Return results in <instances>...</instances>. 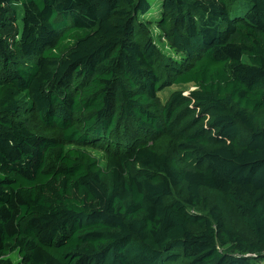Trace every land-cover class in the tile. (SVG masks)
<instances>
[{
  "label": "trees",
  "instance_id": "trees-1",
  "mask_svg": "<svg viewBox=\"0 0 264 264\" xmlns=\"http://www.w3.org/2000/svg\"><path fill=\"white\" fill-rule=\"evenodd\" d=\"M151 8L0 0V264H264V0Z\"/></svg>",
  "mask_w": 264,
  "mask_h": 264
},
{
  "label": "rangeland",
  "instance_id": "rangeland-1",
  "mask_svg": "<svg viewBox=\"0 0 264 264\" xmlns=\"http://www.w3.org/2000/svg\"><path fill=\"white\" fill-rule=\"evenodd\" d=\"M150 1H151L152 8L149 11V13H147L145 16H141V19L152 21L151 30L155 37V40L160 45L161 52L163 55L166 54L168 56L180 57L181 54L177 53L172 47L169 46L166 39L160 36L161 30L156 24V20L159 18L160 12H161L162 0H150ZM176 88H178V86L173 85L172 87L164 91H161L160 92L161 98L165 100L169 96L170 92ZM9 258H11L14 262H17V263L20 262V256L17 251L12 252L9 255Z\"/></svg>",
  "mask_w": 264,
  "mask_h": 264
}]
</instances>
